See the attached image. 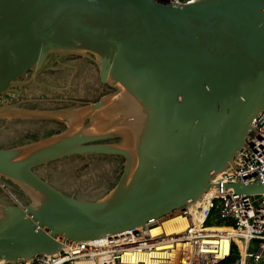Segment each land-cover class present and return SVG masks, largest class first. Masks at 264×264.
Wrapping results in <instances>:
<instances>
[{"label": "water", "instance_id": "95a60500", "mask_svg": "<svg viewBox=\"0 0 264 264\" xmlns=\"http://www.w3.org/2000/svg\"><path fill=\"white\" fill-rule=\"evenodd\" d=\"M68 57L94 65L110 92L30 115L64 128L0 148L5 264L144 228L200 200L264 111V0H0V95ZM89 156L122 160L99 198L62 192L36 172ZM229 187L264 195L258 183Z\"/></svg>", "mask_w": 264, "mask_h": 264}, {"label": "built area", "instance_id": "2783aa9c", "mask_svg": "<svg viewBox=\"0 0 264 264\" xmlns=\"http://www.w3.org/2000/svg\"><path fill=\"white\" fill-rule=\"evenodd\" d=\"M156 1L181 6L199 0ZM251 127L233 166L213 175L194 211H180L181 228L169 233L156 220L14 264H264V195L237 194L229 187L264 185V111L252 119Z\"/></svg>", "mask_w": 264, "mask_h": 264}, {"label": "rangeland", "instance_id": "374dc122", "mask_svg": "<svg viewBox=\"0 0 264 264\" xmlns=\"http://www.w3.org/2000/svg\"><path fill=\"white\" fill-rule=\"evenodd\" d=\"M68 66L72 67L71 71L67 69ZM36 78L38 82L34 81V85L27 80L26 91H22L17 97L38 99L28 106L34 116L48 115L53 111L76 110L110 92L108 88L99 85L94 65L75 57L49 63ZM7 106V103H3L0 107V148L26 143L42 138L47 132L61 129L55 123L27 121L35 119L28 118L22 111L15 113L16 115L10 114ZM22 110L25 111V108ZM17 116L20 119H15ZM121 167L122 160L115 157H71L41 167L36 172L62 192L81 198H99L113 188ZM13 192L19 201L27 202L21 192L16 189ZM0 196L5 198L1 194Z\"/></svg>", "mask_w": 264, "mask_h": 264}, {"label": "flooded vegetation", "instance_id": "af4514ba", "mask_svg": "<svg viewBox=\"0 0 264 264\" xmlns=\"http://www.w3.org/2000/svg\"><path fill=\"white\" fill-rule=\"evenodd\" d=\"M83 62H85V61H83ZM87 62V61H86ZM67 69H69L70 71L72 70V67L70 66H68V68ZM75 71V70H74ZM29 74V75H28ZM37 76H34L33 75V73H27L24 77H22V79H20L18 82L20 83V86H17V87H15V92H10V93H8V94H4V95H0V101L2 102V103H7V104H9V105H12V104H14V103H20V107H25V108H27L28 106H30V105H32V102L33 101H37L38 99H25V98H18L17 99V97H19L20 95H21V93H22V91H26V89H27V87L25 86V82L28 80V81H31V85H34V81L35 82H38V78H36ZM34 79H37V80H34ZM100 85V84H99ZM101 86V85H100ZM102 87V86H101ZM103 88H106V87H103ZM12 96V97H11ZM6 97V98H5ZM0 107H2V104L0 103ZM15 119H20V118H15ZM27 121H36V120H27ZM37 121H39V122H49V123H55V124H58V125H60L61 126V129H62V124L60 123V122H57V121H53V120H37ZM60 129V130H61ZM60 130H58V131H60ZM58 131H56V132H58ZM56 132H47V135H50V134H52V133H56ZM44 136H46V135H44ZM120 159V158H119ZM41 168V167H40ZM39 168H37L36 169V171L38 170Z\"/></svg>", "mask_w": 264, "mask_h": 264}, {"label": "bare ground", "instance_id": "6f19581e", "mask_svg": "<svg viewBox=\"0 0 264 264\" xmlns=\"http://www.w3.org/2000/svg\"><path fill=\"white\" fill-rule=\"evenodd\" d=\"M197 204H198V202H195L193 204H189L187 206V208H190L192 211H194L195 206ZM180 215H181V212L179 211L177 213L171 214L170 216H168V217H166L164 219H161L162 222H164V227H165V229H166L167 232L170 233L172 230H174L173 227H175V228H181L182 220L180 219ZM182 225H184V223ZM77 264H86V263H77Z\"/></svg>", "mask_w": 264, "mask_h": 264}, {"label": "crops", "instance_id": "0c3cea01", "mask_svg": "<svg viewBox=\"0 0 264 264\" xmlns=\"http://www.w3.org/2000/svg\"><path fill=\"white\" fill-rule=\"evenodd\" d=\"M20 105V103L18 102V103H14V104H12V105H9L8 104V110H7V112H9L10 114H13V115H16L15 113H18V112H20V111H22V112H24V114L28 117V118H30V115H32V111H30L29 109H28V107L27 108H25V107H20L19 106ZM13 106H15L14 108H13ZM18 108V109H17ZM22 108H25V111L24 110H22ZM19 115V114H18ZM18 118H20L19 116H17ZM31 119V118H30Z\"/></svg>", "mask_w": 264, "mask_h": 264}]
</instances>
